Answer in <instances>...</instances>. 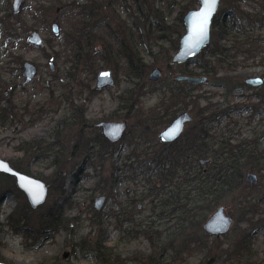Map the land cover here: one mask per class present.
<instances>
[{"label":"rangeland","instance_id":"obj_1","mask_svg":"<svg viewBox=\"0 0 264 264\" xmlns=\"http://www.w3.org/2000/svg\"><path fill=\"white\" fill-rule=\"evenodd\" d=\"M181 2L182 0H120L114 2L110 9L101 10L97 24L103 23L101 28H105V24L109 25L110 32L124 46L133 45L149 68L140 77L137 70L129 73L122 62L117 65L114 58L106 62L99 61L100 68L113 71L116 82L113 87L92 95L90 90L96 86V74H93L90 65L83 63L76 70L72 69L71 63L66 62V55L61 51V38L52 46L45 43L50 58L45 56L42 48L25 45L26 39L34 31L39 32L45 41L52 39L50 24L58 22L59 8L55 7L50 11L46 23H39L40 16L37 15L38 20H34L33 11L41 4L47 6L49 3L44 0H24V9L19 13L21 22L16 25L15 18L9 15L13 12V0H0V17L4 19L0 26V96L5 95L15 105L14 111L20 113L18 116L7 115L5 120L0 119V158L10 164L18 162L19 159H24L19 150L22 143L42 141V146L49 151L30 162L28 175L47 184V205H56L62 212V226L57 231L43 235L37 234L35 229L15 233L8 228L6 222L8 215L21 202L9 193L0 206V262L140 264L136 261L150 256L153 257V264H264L262 176L256 174L257 183L249 185L255 186V196L248 199L257 206L259 212L254 217L247 216L251 222L242 220L243 215L241 216L239 205L235 201L239 194L227 196L226 200L208 214L207 220L219 208H223L225 214L233 220L231 231L217 238L204 232L203 225L207 220L200 229H194L191 224L194 220L182 222L179 212H171L172 207L157 208L159 202L152 203L150 197L143 199L152 186L159 189L162 181L151 177L147 182L141 172H131V169L138 166L144 172H147L150 165L154 169L155 164L151 163L162 151L158 135L165 127L157 128L154 120L166 114V107L159 115L153 110L165 103L162 100V89L168 83L176 81L175 77L178 75L172 74L168 69L163 49L170 46L166 39L171 36V30L166 28L177 25ZM234 3L243 11L260 13L264 17V0H222L220 10L231 12L230 8ZM185 32L181 31L179 38ZM255 34L262 40L261 52L255 59L250 58L243 64L240 63L231 75L222 72L217 76L205 74L200 65L212 60L207 51L185 64L197 76L207 78L206 84L195 87L193 95L199 97V100L189 104V112L194 117L197 113L206 116L219 114L216 115L217 121L211 126L214 128L212 135L218 137L215 142H229L235 146L254 141L264 152V104L260 106L261 99L251 97L256 91L239 88L229 94L225 87L218 84L226 77L235 79L237 83L244 82L248 77H264V26L256 29ZM102 48L103 45L98 44L94 50L98 52ZM55 53L60 54V60H57ZM175 53L171 54V58ZM243 58L241 55L238 60ZM21 61H30L39 68L38 77L32 84L24 87L17 86L24 81L17 70ZM49 61L55 64L53 73L49 69ZM154 69H159L162 74L158 83L149 80ZM70 71L77 80L71 87L67 84L70 81ZM87 100H90L86 108L89 127L80 133L81 126L74 123V115L76 107ZM4 101L3 104H6ZM177 110L178 108H173L168 113L174 112L177 116L181 111ZM102 121L127 122L129 133L123 141L116 144V148L115 145L101 146L98 137L101 131L96 125ZM88 141L90 144L87 152L83 150V145ZM213 148L216 149L217 146ZM61 154L65 157L62 198L51 194L47 183L52 179L54 160ZM136 158L139 163L132 166ZM127 176L128 181L125 179ZM186 193L187 190L181 195ZM101 196L105 197V203L103 209L97 210L95 199ZM131 200L134 201L130 210L132 213L128 232H120L116 227L117 215L121 209H126ZM38 216L33 214V221ZM247 230L250 231L249 241L252 244L249 255L242 258L230 256V244L236 240L237 235ZM145 231L159 236L157 250L143 236ZM184 246L186 250L183 253L180 248Z\"/></svg>","mask_w":264,"mask_h":264},{"label":"trees","instance_id":"obj_2","mask_svg":"<svg viewBox=\"0 0 264 264\" xmlns=\"http://www.w3.org/2000/svg\"><path fill=\"white\" fill-rule=\"evenodd\" d=\"M49 5L45 6L41 4L33 11V19L38 20L37 15L40 16L39 23H46L49 17L50 11L55 7L59 8V21L61 24V40H62V53L66 55L64 58L66 62H70L72 69H77L82 62L85 65H90L93 74L95 75L100 69L98 62L110 61L112 58L116 59V64L122 62L129 73H134L137 70L140 73V77L144 71L149 68L143 62L139 52L131 47L124 46L119 42V38L115 34L110 32V26L106 25L105 28H101V25L97 24L102 9H110L114 2H120V0H44ZM198 0H182L180 3V13L177 17V25L173 27H167L166 30H171V36L165 37L170 43L167 49H163V57L167 58V67L172 74H182L197 76L193 70L187 68V64L172 65L170 63L172 53L177 52L179 48L180 32L185 31L184 17L191 11L196 9ZM79 4L80 6L76 5ZM231 12H227L226 9L219 11L212 27L211 43L203 51H207L211 61H207L205 65L202 63L200 66L205 74H212L217 76L222 72L228 74L236 71L240 63H244L250 58H256L262 50L259 37L256 36L255 30L264 26V17L260 16V13H249L243 11L237 3L232 4ZM264 9V5L262 7ZM143 12L142 8H139ZM262 12V11H258ZM16 18L14 14L11 15ZM17 21V20H16ZM177 38L175 39V36ZM58 41L59 39H51L50 41ZM104 45L105 51L95 52V47L98 45ZM27 47H30L25 43ZM47 58H50L46 52V49H42ZM60 60L59 53H55ZM243 55L242 60H238L239 56ZM74 70V71H75ZM21 71V68H20ZM73 71V72H74ZM70 81L67 84L71 87V84L77 83L75 80V74L72 71L68 72ZM58 79L57 75L53 76ZM72 82V83H70ZM220 86H224L229 91L231 89L240 87L229 80L228 77L221 79L218 82ZM95 92V90H93ZM163 99L165 101L161 106H156L154 112L157 115L165 108L170 110L166 111V114L160 118H156L154 125L166 126L176 116L174 112L168 113L177 109V103L179 108H188L191 102H198L199 97L193 95V89H191L187 83L176 82L168 83L163 89ZM261 96V104H264V94ZM4 96H0V119L5 120L7 115H17L14 111L15 105L10 101L7 104H3ZM169 103V104H168ZM25 111V110H24ZM156 115V116H157ZM217 115V113H216ZM216 115H210L212 118ZM74 123L88 127V120L84 118L83 108L76 107ZM100 143L102 147H111L105 138L99 134ZM213 145H210L206 138L197 136L191 137L186 132L177 144V152L175 146L169 151L159 154L158 157L169 160V167L166 169L163 167H157L156 173L150 174L144 171H140L145 175L146 181H150L151 177H156L163 182V185L170 186L175 185L176 168H177V191L172 196L164 195L161 191L154 192L155 187L152 186L149 189L148 195H144L143 199L152 198V203L156 201L160 203L157 208H171V212L178 213L182 216L181 221H191L193 228L200 229L201 225L207 220V216L211 213L222 201L226 200L227 196L239 194L235 197V201L239 205L242 220L251 222L247 219L248 215L254 217L258 214V208L252 204L249 198L254 197V187L245 183V177L247 174L255 173L264 178V152L259 149L258 144L254 141L244 142L238 145H231L229 142H218L216 138H212ZM90 142L88 141L83 150H88ZM217 146V148H213ZM20 152L24 159H19L18 162H13L11 165L18 171L28 174L30 162L37 159L43 152H47L45 147L42 146V141L33 140L30 142H24L21 144ZM88 152V151H87ZM57 155L54 160V172L52 179L47 181L50 186L51 194H56L60 198L64 195V168L65 157ZM200 159H211V163L208 164L206 171L202 170V166L199 165ZM198 171H195L197 170ZM165 171V172H164ZM136 180V178L134 179ZM184 187V188H182ZM185 190L187 193L181 195ZM12 193L15 198L21 202L15 209L8 215L6 225L15 233H25L30 229H35L37 234H49L57 231L62 226V212L60 207L53 205H47V203L40 207L38 210L33 211L25 197V195L17 189L15 181L11 177L0 175V206L5 202L8 194ZM174 193V190H173ZM38 214V219L33 221L32 215ZM0 223V228H1ZM255 228V227H253ZM1 230V229H0ZM250 231H244L237 235L236 240L230 244L229 250L230 256L236 258L246 257L250 253L251 242L249 241L251 234ZM146 239L151 241L152 247L155 250L158 249L159 236L153 232H144L143 235ZM99 247L101 244L98 242ZM181 251L186 250V246L180 248ZM0 261L1 258H0ZM136 262L140 264H153V257H147L145 259H139Z\"/></svg>","mask_w":264,"mask_h":264},{"label":"water","instance_id":"obj_3","mask_svg":"<svg viewBox=\"0 0 264 264\" xmlns=\"http://www.w3.org/2000/svg\"><path fill=\"white\" fill-rule=\"evenodd\" d=\"M24 0H13L12 8L16 13L20 10ZM222 0H199L200 6L196 10L189 11L184 17V26L186 32L180 38L179 49L174 54L171 63L173 65L185 64L201 54L211 43V31L213 23L217 17ZM52 32L55 36L60 35V26L57 22L51 24ZM28 43L34 47L44 46V40L40 33L33 32L28 38ZM51 71L54 72V63H49ZM38 75L37 67L30 63L24 64V85L30 84ZM162 77L159 69H154L149 76V80L158 83ZM176 81L187 82L191 86L206 84V77L193 76H177ZM246 83L255 87H260L263 84L261 77H253L246 80ZM115 84V80L111 70H102L97 75V88L104 89ZM192 121L189 113L185 112L178 116L172 124L159 135V139L163 143H173L177 141L184 131L185 124ZM102 129L104 137L110 143H117L122 140L123 133L126 130L125 123L103 122L98 125ZM206 162V161H203ZM0 175L11 177L15 181V185L26 197L30 208L33 211L47 203L49 189L47 184L35 177L16 170L10 162L0 158ZM246 183L254 185L258 181L256 174L247 175ZM105 203V197L96 198L95 207L101 210ZM233 226V220L228 217L223 208H219L212 216L204 223V232L211 236L220 238L228 234ZM0 264H7L0 262Z\"/></svg>","mask_w":264,"mask_h":264},{"label":"flooded vegetation","instance_id":"obj_4","mask_svg":"<svg viewBox=\"0 0 264 264\" xmlns=\"http://www.w3.org/2000/svg\"><path fill=\"white\" fill-rule=\"evenodd\" d=\"M199 1V0H198ZM222 2V1H221ZM23 3H24V1H23ZM199 6H200V3H199ZM220 6H221V4H220ZM24 9V7H23V4H22V6H21V8H20V10L18 11V12H14L13 11V8H12V13H10L9 15L11 16L12 14H14L15 15V17L16 18H19L20 19V16H19V13L22 11ZM198 9V8H197ZM194 10H196V9H194ZM219 11H220V9H219ZM219 13V12H218ZM218 15V14H217ZM12 17V16H11ZM4 19H3V17H0V26H2L3 25V23H4V21H3ZM17 20V21H16ZM20 22L21 21H19L18 19H15V24L16 25H18V23L20 24ZM53 22H57V21H53ZM52 22V23H53ZM58 22H60L59 20H58ZM57 22V23H58ZM51 23V24H52ZM51 24H50V28H51ZM59 24V26L61 25L60 23H58ZM61 30H62V28H61V26H60V35L57 37V36H55L54 34H53V32H52V29H51V32H52V35H53V37H51L52 39L53 38H55V39H59V38H61ZM34 32H37V31H34ZM39 33V32H38ZM31 35H32V33H31ZM30 35V36H31ZM41 35V34H40ZM211 35H212V31H211ZM29 36V37H30ZM28 37V38H29ZM28 38L26 39V41H25V43L26 44H28L29 46H30V48H33L34 46L33 45H31V44H29L28 43ZM43 38V37H42ZM43 40H44V46H42V47H40V48H45L46 49V45H45V43H47V44H49V46H52V44L54 43V41L52 40V41H50V40H46L45 41V39L43 38ZM59 41V40H58ZM57 42V41H56ZM34 48H38V47H34ZM101 51H105V46L103 45V48H102V50ZM101 51H98V52H101ZM96 52V51H95ZM97 53V52H96ZM25 62H30V61H21L20 63H19V65H18V74H19V76L20 77H23L24 78V81H25V77H24V64H25ZM51 61H49V63H50ZM53 62V61H52ZM30 63H32V62H30ZM49 63H48V66H49V69H50V71H51V68H50V65H49ZM54 63V62H53ZM82 63V62H81ZM32 64H34V63H32ZM84 64V63H83ZM172 64V63H171ZM36 67H37V70H38V75H39V68H38V66L36 65V64H34ZM173 65V64H172ZM177 65H180V64H177ZM54 67H55V64H54ZM20 68H21V71H20ZM54 70H55V68H54ZM102 70H111V69H102V67L98 70V72L96 73V86H95V88H93V89H91L90 90V94H92V95H95V94H97V93H99V91L100 90H106V89H108V88H111V87H113V86H110V87H107V88H104V89H98L97 88V75H98V73L100 72V71H102ZM112 71V70H111ZM52 72V71H51ZM53 73V72H52ZM112 74H113V71H112ZM228 74H232V72H230V73H228ZM38 75H37V77H38ZM190 76V75H182V74H178V75H176V77L177 76ZM36 77V78H37ZM113 77H114V75H113ZM175 77V78H176ZM193 77H204V76H193ZM257 77H261L262 79H263V84L260 86V87H255V86H253V85H249V84H247L246 83V80L247 79H249L250 77H248V78H246L245 80H244V82H238V84L237 85H239L240 87H237V88H234V89H231L230 91H229V89H227L226 87V89L228 90V92H229V94H231L235 89H239V88H246V89H253V90H255L256 91V93H254V95H251V97H257V98H259V99H261V96L260 95H263L264 94V77H262V76H257ZM35 78V79H36ZM229 78V80H231V81H233L235 84H236V81H235V79L233 80L231 77H228ZM251 78H253V77H251ZM34 79V80H35ZM114 80H115V77H114ZM176 80V79H175ZM24 81L20 84V85H17V86H19V87H24V86H28V85H30V84H32V83H30V84H27V85H24L23 83H24ZM115 82H116V80H115ZM152 82V81H151ZM176 82H179V81H176ZM154 83V82H153ZM181 83V82H180ZM184 83H187V82H184ZM188 84V83H187ZM188 86L191 88V89H193V91H194V89H195V87H197V86H199V85H197V86H191L190 84H188ZM224 87V86H223ZM93 90H95V92H93ZM4 96V100L6 101V104H7V102L9 101V99H6L5 98V95H3ZM4 101V102H5ZM136 101H134V103H135ZM89 103H90V100H87L85 103H83L81 106H79V107H81V108H83V112H84V118L85 119H87L86 118V108H88V105H89ZM193 103V102H192ZM135 107H133V109H134ZM177 108H178V110H177V112L178 111H180L179 112V114H177V116H175L170 122H169V124L168 125H166V126H163V127H165L164 128V130H166L171 124H172V122L178 117V116H180L181 114H183V113H185V112H187V113H189L190 114V116L192 117V121L191 122H188V123H186L185 124V127H184V131H183V133H182V135L180 136V138L177 140V141H175V142H173V143H163V142H161L160 141V139H159V135H160V133H162L163 131H161L160 133H159V135H158V143H159V145L162 147V151L160 152L161 154H163V152H167V151H169L172 147H174L175 146V148H176V152H177V144L179 143V141H180V139L183 137V135L186 133V132H188L189 134H190V136L191 137H193V136H197V137H201V138H206V140L209 142V144L210 145H213V141L211 140L212 138H218L217 136L216 137H214V135H212V131L214 130V128H212L211 126L215 123V121H217V118L216 117H214V118H212V116L211 117H209L208 115L206 116V115H198V113H197V115L195 114V117L191 114V112H189V110H190V107L188 106V108H186V109H184V108H179V104L177 103ZM137 110V109H136ZM136 110H133L134 112H137ZM168 110H170L169 108H165V111H168ZM18 114H20L19 113V111L17 112V115L16 116H18ZM217 115H219L218 113H217ZM155 121V120H154ZM103 122H114V121H102V122H100V123H103ZM88 123H89V121H88ZM100 123H98L96 126H97V128H99L98 127V125L100 124ZM117 123H119V122H117ZM122 123H125L126 124V130H125V132L123 133V137H122V140L121 141H123L124 139H125V137L127 136V134L129 133L128 131H127V129H128V124H127V122H122ZM79 127V126H78ZM89 127V126H88ZM88 127H86V126H84L83 128L81 127V131H80V133H82V131H84V130H87V128ZM100 129V131H101V135L104 137V135H103V132H102V129L101 128H99ZM79 133V134H80ZM80 136V135H79ZM105 138V137H104ZM105 140H107L106 138H105ZM108 141V140H107ZM121 141H119V142H117V143H110L109 141H108V143L112 146H114L115 145V148H116V144H118V143H120ZM160 153H158L157 155H156V157L153 159V161H152V163L151 164H155V166H154V169H151V165L147 168V171L150 173V174H153V172L154 173H156V169H157V167H159V168H162L163 167V169L165 168H167V167H169V160H165L164 158H161V157H158V155L160 154ZM131 158H133V157H131ZM130 159V158H129ZM203 161H206V162H203ZM136 163H139V161H138V159L136 158V160L132 163V166L134 165V164H136ZM199 165H201L203 168H202V170L203 171H206L205 169L207 168V166H208V164H210L211 163V159H200L199 160ZM128 167V166H127ZM139 168H140V166H138L136 169L135 168H133V169H131V172L132 173H134V174H137V173H139L140 172V170H139ZM142 168H143V166H142ZM139 171V172H138ZM165 172V171H164ZM252 174V173H251ZM154 175V174H153ZM247 175H249V174H247ZM247 175H246V177H247ZM245 177V178H246ZM127 181H128V179H129V176H127L126 178H125ZM133 180V179H132ZM248 185V184H247ZM159 187V189L158 188H155L154 189V192H156V191H161V192H163V194L164 195H167V196H172V194H175V191H177V168H176V179H175V185L174 186H170V185H167V184H165V185H163V182L158 186ZM173 190H174V193H173ZM144 197V196H143ZM96 200V199H95ZM134 200H131V201H129V203H128V205L126 206V209L125 210H123V209H121L120 211H119V214L117 215V221H116V227H117V229L120 231V232H128V229H127V227H128V225L130 224V222H131V220H130V218H131V213H132V211H130L131 209H132V202H133ZM96 208V207H95ZM97 209V208H96ZM103 209V208H102ZM98 210V209H97ZM123 217V218H122ZM124 227H126V229L124 228ZM124 228V229H123Z\"/></svg>","mask_w":264,"mask_h":264},{"label":"snow or ice","instance_id":"obj_5","mask_svg":"<svg viewBox=\"0 0 264 264\" xmlns=\"http://www.w3.org/2000/svg\"><path fill=\"white\" fill-rule=\"evenodd\" d=\"M212 2L214 3V2H215V0H212Z\"/></svg>","mask_w":264,"mask_h":264}]
</instances>
